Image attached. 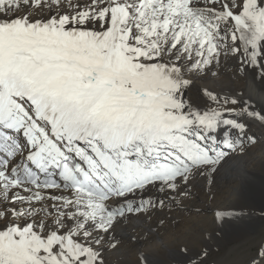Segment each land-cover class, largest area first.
<instances>
[{
    "label": "snow or ice",
    "instance_id": "snow-or-ice-1",
    "mask_svg": "<svg viewBox=\"0 0 264 264\" xmlns=\"http://www.w3.org/2000/svg\"><path fill=\"white\" fill-rule=\"evenodd\" d=\"M258 86L264 0H0V264H111L122 225H163L257 144Z\"/></svg>",
    "mask_w": 264,
    "mask_h": 264
},
{
    "label": "bare ground",
    "instance_id": "bare-ground-1",
    "mask_svg": "<svg viewBox=\"0 0 264 264\" xmlns=\"http://www.w3.org/2000/svg\"><path fill=\"white\" fill-rule=\"evenodd\" d=\"M229 75H222L208 86L243 89L260 102V94L250 80L229 79ZM252 132L257 144L247 155L230 159L224 165L211 195L206 189L197 190L184 207L167 215L163 225L154 220L151 232L139 221L122 225L117 236L123 244L110 255L111 264H134L139 252L149 254L157 264H168L170 254L178 246L188 245L192 251L201 252L202 248L208 250L222 243L239 241L252 230L254 223L246 221L247 215L223 225L215 222L217 211L252 210L257 217L255 212L264 207V131L253 128Z\"/></svg>",
    "mask_w": 264,
    "mask_h": 264
},
{
    "label": "rangeland",
    "instance_id": "rangeland-1",
    "mask_svg": "<svg viewBox=\"0 0 264 264\" xmlns=\"http://www.w3.org/2000/svg\"><path fill=\"white\" fill-rule=\"evenodd\" d=\"M249 212L250 214L245 219L249 224L254 223V228L248 231L239 241L211 246L212 248L207 250L208 256L205 264H247L256 248L264 243V217L259 212H255L257 217L253 215L254 211L249 210ZM252 217L253 219H251ZM203 250L205 249L202 248L199 251Z\"/></svg>",
    "mask_w": 264,
    "mask_h": 264
}]
</instances>
